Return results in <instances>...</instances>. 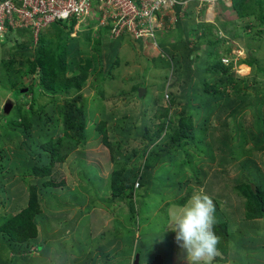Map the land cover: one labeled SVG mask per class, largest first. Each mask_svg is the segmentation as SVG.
I'll return each instance as SVG.
<instances>
[{
  "label": "trees",
  "instance_id": "1",
  "mask_svg": "<svg viewBox=\"0 0 264 264\" xmlns=\"http://www.w3.org/2000/svg\"><path fill=\"white\" fill-rule=\"evenodd\" d=\"M231 2L240 18L253 17L264 23V0ZM177 16L180 21L181 16ZM188 23H191V28L187 37L180 35L178 40L169 41L170 44L167 40L161 42L162 61L158 67L168 66L167 77L171 74L173 79L169 84L161 82L159 86L154 85L151 90H146L145 93L148 91L152 97L149 101L151 107L142 106L138 100L145 97V93L143 97L137 95L133 98L139 111L136 118L127 114L135 108L124 104L113 106L119 103L117 96L108 97L101 89L96 97L84 94L90 74L96 71L92 67L96 55H90L89 50H81L80 37L71 35L73 24L55 22L49 29L40 31L37 39L29 27L14 28L7 24V41H15L10 46L13 50L11 57L2 61L6 71L4 69L0 82L10 83L17 92L28 88L26 96L35 93L38 87L43 99L33 96L30 102V99L25 98V103L18 105L17 116L10 119L11 122L5 121L10 115L4 111L0 115V206L8 207L12 203L11 197L21 200L16 213L0 215V264H24L34 245L39 253L48 250L51 244L45 247L39 240L40 224L45 225L43 232L47 238L46 223L49 221L41 212V196L43 194L59 200L58 190L55 189L65 185L66 180L56 181L53 176L57 164L70 161L73 167L70 166L78 174L96 168L88 164L80 150H77L79 145L86 144L93 128L103 133V141L110 150L115 168L110 175V195L97 194L89 206L90 210L95 206H103L109 212L118 213L116 206L120 205L122 211L129 208V215L125 219L129 222V229L123 231L124 220H115L117 222L100 233V238L109 243L120 239L121 234V241L129 242L127 250L130 256H121L119 260L126 264H130L131 259L133 262L137 252L140 253V260L143 256L141 234L138 233L139 207L134 203L139 188L151 186L155 180L157 185L180 194L187 189L183 196L175 200L183 205L191 197L193 185L200 186L203 183L202 177L208 174L204 169L206 164L220 159L216 165L223 174L228 171L230 163L237 159L251 152L254 154L256 150L264 151V86L256 85L257 92L252 96L247 87L240 85L246 80L238 79L231 72L233 66L223 61L220 40H213V33L209 34L210 46L204 52L205 57L199 54L206 71H199V67L194 66L200 61L195 51L201 49L210 26L193 18ZM225 26L223 29L229 32ZM192 33H200V40L194 46L189 40ZM229 33L234 38L240 37L238 32ZM87 42V48L92 45L93 51L99 53H102L103 48L118 43L108 39L101 28ZM230 52L231 49L227 47L225 56L232 63L236 54ZM249 66H253L251 61ZM260 69L264 72L262 65ZM22 75L28 77V86L19 78ZM180 81L183 84L179 92L175 84ZM140 86H135L134 92L138 93ZM233 93L235 98L231 96ZM61 98L64 99L62 104L59 102ZM183 100L184 106L177 113L173 107L176 108ZM35 105H39L38 108ZM155 105H158V114L152 116L150 114L156 109ZM251 107L254 109L248 116L246 111ZM226 110V116L219 114ZM114 120L117 121L115 131L121 134L120 139H111L109 136L107 124ZM246 122L248 125L244 126ZM124 149L127 151L125 156L120 154ZM164 166L175 168L176 176L160 173L159 168ZM261 168V163L255 158H247L242 163V169L247 172L240 178L230 180L235 192L243 200L242 218L232 219L221 209L220 202H213L216 220L214 230L220 238V255L214 259L215 264L227 261L231 246L246 253L249 249L246 245L252 243L255 252L264 250V183L259 180L263 176ZM17 173H21L20 177ZM27 175L35 178L29 180ZM83 175L79 176L80 180L87 182L89 175ZM25 181H29L26 196V193L22 194V187L15 190ZM102 183L103 178H100L98 186ZM70 194L71 204L77 203V191L70 190ZM56 205V209H60L64 204L60 201ZM236 230L239 239L233 238ZM165 242H161L164 245L160 244V249L155 251L151 259L145 258L148 264H170L174 245ZM77 251L85 256L87 247L82 249L77 245ZM245 258H239V264H246Z\"/></svg>",
  "mask_w": 264,
  "mask_h": 264
},
{
  "label": "rangeland",
  "instance_id": "2",
  "mask_svg": "<svg viewBox=\"0 0 264 264\" xmlns=\"http://www.w3.org/2000/svg\"><path fill=\"white\" fill-rule=\"evenodd\" d=\"M209 11L210 14H208ZM175 12H177L178 15H183L180 17V21H178L179 16H177ZM175 12L167 14L165 23L162 25L160 31L161 33L158 32L159 36L157 40L159 45L164 40H167V43L170 44L169 41L174 42L178 40L180 35L187 37V32L191 28V23H188L190 18L197 20V22L209 24L208 35L203 39L202 47H200L201 49H196L195 55L199 56V54H201L202 57H205L204 52L207 51L206 49L210 46V42L208 41L209 34L213 33V40H220L219 46L221 47L220 52L222 57H224L223 61L233 66L231 72H234L238 79L246 80L240 85H244L245 88L247 87L252 96H255V92H257L256 85L261 84L264 86L263 69L258 70L260 65L264 67V23H261L260 19L253 17L240 18L232 8L231 0H188L184 12H181L183 14L178 12V7H175ZM172 19L174 21H172ZM224 24L226 25L225 28L227 31L234 33L238 32L240 37H232L229 32L223 29ZM88 28L89 30L85 32L84 37L83 35H79L81 36L80 47L83 51L87 52L89 50L90 55H96L95 63L92 66L96 71L90 74L86 84V87L91 88L92 91L89 95H85L96 97V93L101 89L108 97H119V103H114L113 106L124 104L126 107H133L137 111H129L127 114L130 116L133 115L135 118L138 117L139 111L136 108V101H134L133 98L135 96L137 97L139 92H134V87L141 85L140 87H143L146 92L147 89L148 91L151 90L154 85L159 86L161 82L169 84L173 79L170 74L167 77L168 66L158 67L159 62L162 61L160 48L153 45L149 40L148 42L144 39L138 41L127 36L122 42L117 41L118 43H113V47L109 46L108 48H103L102 53L95 52L91 47L92 45L87 48V41L93 39L97 30L94 27L91 28L88 26ZM203 31L201 30V32ZM199 36L200 33H192L189 36L192 46L196 45L200 40ZM53 37L54 35L51 38ZM108 39L110 38L108 37ZM14 41V39L13 41H0V77L6 71L2 61L11 57V52L13 50L10 49V46H12ZM4 44L6 47H3ZM227 47L231 49L230 53L236 54L237 52V54L239 53L240 55L239 58L235 56L232 63L225 56ZM107 57H109L111 65L108 64ZM200 59L199 56V60ZM249 61L252 62L253 66H248ZM203 64L204 63L200 60L194 66L199 67V71H203L204 73L206 69L203 68ZM38 74L37 72L36 75ZM96 76L98 77V79H96L99 80L98 82L95 80ZM19 78L22 79L27 86L29 85L30 81L28 77L22 75ZM94 81H96L97 85L94 84ZM182 84L181 81L175 84V88L178 89L179 92L182 90ZM12 90L13 86L10 83L4 81L0 82V115L2 111L10 115L5 119L6 122L17 116L19 111L18 105L25 103V98L30 99V102L33 96L42 98L38 87L35 88V93H29L27 96L25 95L26 92L22 93L21 91L17 92ZM148 91L147 94L145 93V97H143V94L140 96L143 98H138L141 105L145 107H151L149 101L152 97H150ZM200 92L201 91H199V93ZM234 94L235 93L231 95L233 98H235ZM62 100L64 99H59L61 104L63 103ZM38 106L39 105H35L34 107L38 108ZM183 106L184 100L180 102L176 108L173 107V110L179 113ZM155 108L156 109L152 111L150 115L154 116L158 114V105H155ZM252 109L254 108H247L246 113L248 116L253 112ZM220 113L222 116H226L228 111L226 110L225 113L219 112V114ZM97 115L101 116L100 113ZM1 121L2 119L0 118V122ZM116 122V120L109 121L107 124L111 139L121 138V134L115 131L117 126ZM247 125L248 122L244 123V126ZM32 131L35 132L36 130ZM249 144H251V142H249ZM77 150H80L82 157L88 164L94 165L97 169L95 168L90 171L81 169L83 172L78 174V171L73 170L70 161L57 164L53 176L56 181H61L62 179L66 180L65 185H59L55 189L56 191L58 190L59 200L57 201V199H53L51 196L49 198V196L47 197L43 194L41 196V212L47 216V220L49 221L46 223L48 227V230H46L48 233L47 238H45L46 236L43 232L46 227L44 224H40L39 228L41 234L39 240L45 247L48 244L51 245L44 253H39L36 249V245H34L32 250L30 249L32 253L26 258L27 261L24 264H80L81 262L85 264H105V261L107 264H126L123 261H119L120 257L130 256L128 253L129 250H127L129 242L124 240L121 241L122 234L121 236L119 235L120 239L115 242H111V240L110 243L107 242L108 240L100 238V231H104L111 227V225L118 220H124L122 221L123 231L129 229V222L125 220L129 215V208L126 207L125 210L122 211L123 209L120 205L116 206L115 208L120 212L118 213V211H106L103 206H95L94 209L92 208L93 210H90L91 208L89 206L96 198L97 194L100 196L110 195V175L115 168V164L111 158L108 146L103 141V133L93 128L90 131V136L86 144L79 145ZM125 150L126 149L122 150L120 154L125 156L127 154ZM247 158H255L257 162L261 163L263 176L259 180L264 183V151L256 150L254 154L251 152L250 155L230 163L228 171L223 174L220 173V168L218 169L216 165L220 159L216 160L214 163L206 164L204 169L208 174L202 177L203 183L200 186L193 185L192 194L194 191H200L202 189L212 198L213 202H220L219 206L229 217L232 219L234 217L242 218L244 215L243 200L235 192L232 181L230 180L237 177L240 178L247 172L242 169V163ZM176 171L175 168H170L168 166L159 168L160 173L168 175L174 174L176 176ZM189 172L190 171H188V173ZM83 174L89 175L87 182L80 180L79 176ZM20 175L21 173H17L18 177H20ZM27 177L29 180L35 178L33 175H27ZM100 178H103V183L101 186H98ZM28 182L29 181H25L22 185L19 184L15 190L17 188L19 190V188L22 187V194L26 193L24 195L26 196L28 193ZM93 186H95V189ZM172 188L176 189L175 187ZM99 189L101 190L99 191ZM70 190L77 191V203L73 202L74 204H71ZM186 191L187 189L183 194H185ZM183 194L177 193L171 189L168 190V188L163 185H157L155 180L151 186L144 185L137 190L134 203L139 207L137 217H139L138 233L141 234L140 247L143 254L141 260L142 264H148L145 258L151 259L155 251L160 249L162 241H166V244H171L172 242L174 245V252L172 253L170 264H188L186 252L180 248L176 240V233L169 228V209L182 206L175 200L183 196ZM51 195H53V193H51ZM24 200L23 197V204ZM17 201V198L11 197L12 203H10L8 207L2 208L0 206V215L5 213H9L10 215L16 213L20 207L19 204L21 200ZM60 201L64 205L62 208L56 209V204ZM83 201L85 203L81 205ZM85 206L88 207L84 208ZM81 207L84 209H81ZM79 211L82 212V217H79ZM77 220L79 221L78 225ZM99 229L101 230L99 231ZM238 230L234 231L233 238L239 239ZM0 244H2V242ZM77 245L82 249L87 247V254L85 256L79 254L80 252L77 251ZM161 245L163 246L164 244ZM246 246L249 248L246 253L245 251H239L237 248L231 246L227 261H225L224 264H239L240 261H238V259L245 256L246 264H264V250L255 252L252 243ZM154 264L156 263L154 262Z\"/></svg>",
  "mask_w": 264,
  "mask_h": 264
},
{
  "label": "built area",
  "instance_id": "3",
  "mask_svg": "<svg viewBox=\"0 0 264 264\" xmlns=\"http://www.w3.org/2000/svg\"><path fill=\"white\" fill-rule=\"evenodd\" d=\"M188 0H1L0 37L7 24L29 27L36 33L55 22L73 24L74 31L104 28L113 38L130 36L159 46L157 37L168 13L184 12ZM177 15V12H175ZM183 14V13H181ZM210 14V11L208 12ZM183 16V15H180ZM172 21H174L172 19ZM92 28V27H91Z\"/></svg>",
  "mask_w": 264,
  "mask_h": 264
},
{
  "label": "clouds",
  "instance_id": "4",
  "mask_svg": "<svg viewBox=\"0 0 264 264\" xmlns=\"http://www.w3.org/2000/svg\"><path fill=\"white\" fill-rule=\"evenodd\" d=\"M96 20L97 19L95 18V20L91 21V27L96 26ZM101 29L103 30V34L107 35L111 41L120 40V42H122V40L127 37L124 36L113 39L108 35V30L104 28ZM96 30L98 31L100 28H97ZM86 31L87 30H73L71 35H83L84 37ZM39 33L40 32L36 33L33 31L36 39L38 38ZM4 40H7L6 33L3 37H0V41ZM134 40L142 41L141 39L135 38ZM238 55L239 53L237 54L236 52V56L239 58L240 55ZM81 209L83 208L81 207ZM214 213L215 206L213 200L202 189L200 191H194L191 197L182 206L169 209V228L176 233V240L180 248L186 252L188 264H213L214 259L220 255L218 249L220 238L214 230L216 223ZM79 217H82L81 212ZM78 223L79 221L77 220V225Z\"/></svg>",
  "mask_w": 264,
  "mask_h": 264
},
{
  "label": "water",
  "instance_id": "5",
  "mask_svg": "<svg viewBox=\"0 0 264 264\" xmlns=\"http://www.w3.org/2000/svg\"><path fill=\"white\" fill-rule=\"evenodd\" d=\"M27 90H28V88H23L22 92H26ZM83 91H84V93L86 95H89L92 90H91V88L87 87ZM138 92H139V96H142L145 93V89L143 87H139V91ZM132 264H141L140 253L139 252L136 253Z\"/></svg>",
  "mask_w": 264,
  "mask_h": 264
},
{
  "label": "crops",
  "instance_id": "6",
  "mask_svg": "<svg viewBox=\"0 0 264 264\" xmlns=\"http://www.w3.org/2000/svg\"><path fill=\"white\" fill-rule=\"evenodd\" d=\"M84 208H86V206H85ZM84 208H83V209H84ZM106 211H107V210H106ZM81 216H82V212H81ZM104 227H105V226H104ZM102 228H103V227H102ZM102 228H101V229H102ZM101 229H99V231H100ZM101 232H102V230L100 231V233H101Z\"/></svg>",
  "mask_w": 264,
  "mask_h": 264
}]
</instances>
